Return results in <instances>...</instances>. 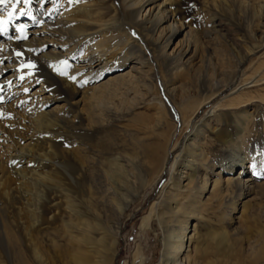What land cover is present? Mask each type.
<instances>
[{
  "label": "bare ground",
  "instance_id": "obj_1",
  "mask_svg": "<svg viewBox=\"0 0 264 264\" xmlns=\"http://www.w3.org/2000/svg\"><path fill=\"white\" fill-rule=\"evenodd\" d=\"M13 3L0 4V264H116L121 220L164 175L173 153L160 204L152 203L140 224L148 228L154 220L163 233L157 264H203L209 249L215 264H264L263 229L259 248L246 255L205 219L215 202L220 223L234 211V229L246 227L257 216L251 197L264 193V141L260 150L242 143L254 125L248 104L233 97L237 91L206 111L233 87L239 70L214 62L209 41L219 40L226 57L242 65L264 45V0H240L248 13L244 30L223 16H232L233 0L207 1V30L185 22L177 0H21L15 9ZM25 16L35 24L22 30ZM9 22L16 23L13 33H6ZM45 42L50 53H43ZM35 64L40 68L30 67ZM122 69L115 84L91 85ZM262 83L264 63L262 73L233 89ZM131 85L133 102H113L121 86ZM140 106L154 116L134 114L126 140L114 119ZM201 111L200 123H192ZM229 116L236 139L222 134ZM208 141L232 149V156L211 161ZM190 219L204 222L205 231L197 232ZM133 254L132 264H143L141 251Z\"/></svg>",
  "mask_w": 264,
  "mask_h": 264
},
{
  "label": "rangeland",
  "instance_id": "obj_2",
  "mask_svg": "<svg viewBox=\"0 0 264 264\" xmlns=\"http://www.w3.org/2000/svg\"><path fill=\"white\" fill-rule=\"evenodd\" d=\"M202 1H204V2H202ZM207 1H209V0H177V2H180L179 10L182 13V15H181L182 19L187 23H191L192 28H196V29L198 28L201 30L206 29L207 30L206 21H204L205 19H203L204 18L203 16H205L204 15L205 10H206L205 5H206ZM216 1L232 2V0H228V1L227 0H216ZM233 1H234L233 4L232 3L229 4V6H231L230 11H231L232 16H227L226 14L223 15L222 12H221V14L224 16V18L228 22L232 23V25H233L232 27H234V29H235V27L236 28L238 27V28H240V30H244V27L247 26L245 14H248V13H246V12L243 13V9L239 8L240 0H238V1L233 0ZM44 8H46V6L40 7V10H43ZM241 17L243 19H239ZM22 20H23V23L21 26L22 30H27L29 28H32L33 23L35 24V20L33 17L25 16L24 18H22ZM15 24H16L15 22H9L8 28L6 29V33H8V32L13 33L16 30V27H13V26H15ZM235 30H237V29H235ZM46 34H48V33H46ZM241 35H243V34H241ZM181 36L182 35H179L172 42V44L170 45V47L168 49L169 52L173 48L174 43H176L177 41H181L180 40ZM46 44H49V43H47V42L44 43V47L47 50H44L43 53H47V52L50 53L48 51L49 45L47 46ZM209 44L211 45V48H215L214 49V52H215L214 62H216L218 65L221 64L223 67H226V65L228 63L230 65L229 66L230 70L232 69V71H234V72H236L238 69L239 70H238V78H237L236 82L234 83L233 87L228 88L227 90L223 91V94L218 95L216 97V102L207 106L206 111L209 108H211L212 106H214L218 102L217 100L224 98V97L227 98V96L230 97L231 93L238 91L237 93H235L233 95V97L238 96V95L241 96V101L245 102V104H248V106L244 110L250 109L253 112L251 115L253 118V123H254L253 126L255 127V124L258 122L257 125H258V127H260L257 131L256 129L254 130V127L252 126V129H250L249 134L247 132L243 135V138H244L243 139L244 141L242 142L243 147L246 148L249 145H251L252 148H257L258 150H260L262 147V141H264V135H263L264 134V131H263L264 130V122H263L264 121V83H262V86L261 85L260 86H253V87H249V88L247 86L241 87L242 90H240V88H236V89H233V88L237 87V85L242 80V78L244 79V78L252 77V76H254V74L256 72L262 73V64L264 63V45L262 46V49L259 48L256 51H254V54L251 55L247 60H245L242 63V65L239 66V65H237L238 63L236 62V60L233 59L231 56L229 57L227 55V57H226V55L224 54L225 48L223 45H221L222 43L219 40L212 39L209 41ZM191 64L193 65V68L191 69L192 71L196 72L199 70L200 66L196 64V61H191ZM30 67H33V69L35 67L40 68L39 64L31 65ZM31 70H32V68H31ZM124 70H126V69H124ZM124 70L122 69V70H120V72H117V71L110 72L107 76L104 77V79L102 81L99 80L95 83L93 82V84H91V85L100 90V84L104 83V82H108L107 80H109V79L111 80L109 85H112L113 83L115 84L116 79H118V77H120L121 75L122 76L124 75L123 74L124 72H121ZM4 73L7 75V74L11 73V70L10 71L5 70ZM166 79L168 80L169 76H167ZM133 86L134 85H131L130 87H128V88H130V90L128 88L126 90V89H124V86H121L120 89L117 91L118 94H116V96L113 97L114 101L113 100L112 101L118 105L120 103V100H124V101L129 100V101L133 102L134 98L136 97V95L133 92L135 89ZM36 87H38V85H36ZM107 88H109V87L107 86L105 89H107ZM105 89H102L103 92H106ZM119 92H121V93H119ZM111 93H109L107 91L105 94L107 96H109V95L112 96ZM134 95H135V97H134ZM96 106H97L96 108H98L100 110V103H99V105H96ZM227 111H229V110L225 107V108L215 109V111H211L210 113H211V115H215V114H218L220 112L224 113ZM141 112L144 115V117L148 116L149 120H151V118H153L154 113H155L153 109H148L146 111L145 109H143L140 106L134 112L129 113L130 116H129V114H127L129 117L126 116L122 120L114 119L115 120L114 124L117 123V125L126 132L129 130L132 131L134 129L133 128L134 125H133V123L131 124V118L134 114H138V113L141 114ZM202 116H203V111H201L198 114V116L192 121V123L199 124ZM226 119H227V122H226L227 125L222 127L223 129H225L224 133L222 132V134L228 135V136L230 135L231 138L236 139V135H235L236 129L234 127V124H235L234 118L229 116ZM126 121H128L129 123ZM261 124H263V125H261ZM137 127H139V125ZM261 129H263V130H261ZM114 130H119V128H116ZM179 132H180V127H178V131H176L174 133L173 138L176 139L177 136H179ZM257 132H259V133H257ZM127 134H129V132L125 133V139L129 140L130 134L129 135H127ZM185 135H187V132H183L182 136L180 137V141H178L179 142L178 146L183 142L182 139H183V136H185ZM120 137L121 136H119V138ZM209 138L210 137H208V139ZM208 143H211V141L210 142L208 141ZM205 149L207 151L208 158L211 161H218V162L226 161L225 159L227 157L232 156V149L225 150L216 141H212L211 145L208 144V146L205 147ZM174 155H175V153H173V155L169 161V164L166 167L164 175H162V177L159 179V181H156L154 184L149 186L148 189L142 191L143 193L141 192L138 199H136L133 206L129 209V211L126 213L124 218L121 220V226H122L123 231H122L121 237L119 239L118 258H117L116 264H132V262H133L132 256L134 255L133 253H135L137 249H139L143 255L142 256L143 264H157L158 263V260H159L160 255H161L162 247H163V242H162L163 233L158 228V226L156 225V222L154 220L148 228H141L140 224H141L142 218L149 213L150 208H151L150 206L152 205V203H156L157 205L160 204V201L162 198L161 194H163L162 191L164 190L163 187H165V185H166L165 183H167V181L170 177L169 167L172 165ZM69 169H70V166H69ZM237 171L238 170H234V172L232 173L233 176H236ZM213 172H214V168H213ZM252 197H251V199H252L251 200V206L253 207V210H255L257 218L255 217V221L254 222L251 221L246 227L242 228L240 226V227H238V229H234V227L239 225L238 224L239 222H237L235 220L236 216H235V213L233 214L234 211H232V212L228 211L229 213H227V214H229L230 219H229V217H226V219H224L223 222L220 223L221 221H219L218 217H220L219 215L222 211H221V209H218L215 202H213V204L210 206V207L215 209L214 214L211 213L205 218V219H207L206 221H209L210 228L214 232H216V233L227 232L228 237L230 239V242L232 243L234 248H241L245 252L246 255L251 254V252H253V250H256L257 248H259L260 239L262 237L261 236L262 235V229L264 230V193L262 194V190H259L257 193L255 192ZM241 202L242 201L236 202L234 204L235 206H232V209L235 207L236 212H237V210L240 209ZM158 207H159V209L157 208V210H160V206H158ZM231 219L233 221H231V223H230ZM234 220L236 222H234ZM192 221H193V219H190L189 222L192 223L190 225L195 224L197 232L202 233L205 231V229L202 226L204 224V222H201V221L192 222ZM260 233H261V235H260ZM194 245L195 244L192 242L191 246L193 247ZM192 247H191V249H192ZM213 251L214 250L209 249V251H207L206 255H204L205 257L202 258L201 261H203V262H201V263H203V264H211V263L215 264L217 262L216 261L217 259H216V256L214 255ZM190 255L191 256L194 255L193 251L190 252ZM50 256L52 258H54L55 254L53 251H51ZM3 259H6L5 256L2 257V260ZM208 261H209V263H208ZM243 264H250V259H245L243 261Z\"/></svg>",
  "mask_w": 264,
  "mask_h": 264
},
{
  "label": "snow or ice",
  "instance_id": "obj_3",
  "mask_svg": "<svg viewBox=\"0 0 264 264\" xmlns=\"http://www.w3.org/2000/svg\"><path fill=\"white\" fill-rule=\"evenodd\" d=\"M9 2V0H0V4H7ZM21 2V0H14V3H13V9H15V5L17 4V3H20ZM23 3H25V4H28V3H31V0H23ZM23 14V13H22ZM9 17L11 18V16H12V13L11 12H9ZM4 22L3 21H0V24H3ZM3 29H0V31H2ZM17 55H20L19 53H17ZM34 67V66H33Z\"/></svg>",
  "mask_w": 264,
  "mask_h": 264
}]
</instances>
